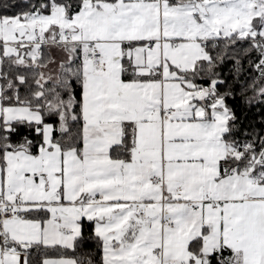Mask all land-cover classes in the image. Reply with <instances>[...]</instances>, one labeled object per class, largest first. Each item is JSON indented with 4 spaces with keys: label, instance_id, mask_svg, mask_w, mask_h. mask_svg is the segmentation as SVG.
Returning a JSON list of instances; mask_svg holds the SVG:
<instances>
[{
    "label": "snow or ice",
    "instance_id": "obj_1",
    "mask_svg": "<svg viewBox=\"0 0 264 264\" xmlns=\"http://www.w3.org/2000/svg\"><path fill=\"white\" fill-rule=\"evenodd\" d=\"M0 264H264V0H0Z\"/></svg>",
    "mask_w": 264,
    "mask_h": 264
}]
</instances>
